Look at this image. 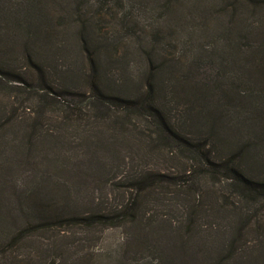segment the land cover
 I'll use <instances>...</instances> for the list:
<instances>
[{
  "label": "trees",
  "instance_id": "obj_1",
  "mask_svg": "<svg viewBox=\"0 0 264 264\" xmlns=\"http://www.w3.org/2000/svg\"><path fill=\"white\" fill-rule=\"evenodd\" d=\"M221 1L234 13L257 12L259 21L264 11V0ZM262 26L261 21L257 31ZM251 37L241 45L232 42L229 54L235 63L232 55L237 51L242 83L254 84L260 93L251 96V106L264 114V38ZM81 41L86 67L79 70L80 86L54 84L52 70L32 41L22 45L20 57L11 51L0 54V147L11 149L5 152L11 153L8 161L20 166L30 159L29 154L21 155L24 150L48 148L44 159L83 183L68 186L74 212L42 214L17 230L5 248L13 249L29 235L52 227L131 225L147 251L151 246L166 249L154 264H264V178L246 169L248 163L250 169L264 168V155L257 151L262 140L228 133L230 122L243 118L242 109L231 115L229 101L214 102L213 97L226 96L229 89L204 85L195 88L193 98L185 97L187 102H177L180 94L186 95V80L173 77L176 85L164 88L161 77L174 72L153 64L138 72L135 82L130 79L136 89L120 87L103 71L98 42ZM245 120L253 125L257 121L264 137V121L257 116ZM18 122L25 134L19 144L7 140L9 132L18 131ZM104 181L112 187L111 195L86 191ZM76 197L88 207L83 213L72 205ZM162 237L168 243L162 244ZM6 259L0 257V264ZM11 261L19 264L16 257ZM51 263H57L55 256Z\"/></svg>",
  "mask_w": 264,
  "mask_h": 264
},
{
  "label": "rangeland",
  "instance_id": "obj_2",
  "mask_svg": "<svg viewBox=\"0 0 264 264\" xmlns=\"http://www.w3.org/2000/svg\"><path fill=\"white\" fill-rule=\"evenodd\" d=\"M76 1L39 0L35 4L31 0H0V54L11 51L12 56L20 57L22 45L32 41V48L42 53L49 72L52 70L50 79L54 84L80 86L83 78L79 70L86 67L81 40L88 38L98 42L103 71L109 72L108 77H114L120 87L136 89L131 80H138V72H145L153 64L164 72L169 68L174 72L161 77L164 88L176 85L173 77L186 80V95L180 94L177 102H187L193 98L195 88L204 85L228 88L226 96L213 97L214 102L229 101L231 115L242 109L243 118L236 117L235 122H230L228 133L261 138L257 151L264 155V137L257 121L253 125L245 120L246 116L253 119L257 116L264 121L263 112L259 114L260 110L251 106L255 101L251 96L259 95V90L252 83H242L244 70L240 57L235 51L233 63L229 54L232 42L244 44L253 39L252 35L264 38V11L259 21L257 12L241 13L237 9L234 13L232 6L221 0ZM76 12L79 14L74 17ZM77 16L88 26L77 22ZM261 21L262 31H257ZM253 30L254 34L250 33ZM234 89L243 93L238 95ZM262 100L257 99L259 103ZM260 107L264 109V104ZM20 123H16L18 131L8 133L7 140L20 143L25 135ZM47 149L24 150L21 155L29 154L30 159L18 166L8 161L11 153L5 152L11 149L0 147V257L8 258L6 264H12V257L19 264H52L53 256L57 258L56 264H154V259L164 254V247L159 246L156 251L152 246L148 251L143 248L145 240L139 236L135 239L137 229L131 225L106 229L79 225L52 227L29 235L13 249H6V242L17 230L35 223L42 214L75 211L68 202V186L83 183L47 162L44 159ZM71 155H75L73 151ZM249 165L246 169L250 173L264 178V168L250 169ZM105 182H95L86 191L94 190L95 196H109L113 189L104 186ZM72 205L81 213L88 209L79 197ZM160 242L168 243V239L162 237Z\"/></svg>",
  "mask_w": 264,
  "mask_h": 264
}]
</instances>
